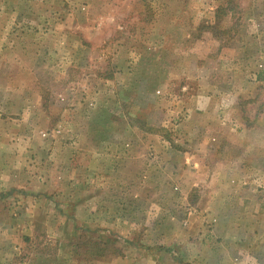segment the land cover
<instances>
[{
  "label": "rangeland",
  "instance_id": "obj_1",
  "mask_svg": "<svg viewBox=\"0 0 264 264\" xmlns=\"http://www.w3.org/2000/svg\"><path fill=\"white\" fill-rule=\"evenodd\" d=\"M227 2L0 0V264H264V0Z\"/></svg>",
  "mask_w": 264,
  "mask_h": 264
},
{
  "label": "crops",
  "instance_id": "obj_2",
  "mask_svg": "<svg viewBox=\"0 0 264 264\" xmlns=\"http://www.w3.org/2000/svg\"><path fill=\"white\" fill-rule=\"evenodd\" d=\"M218 210L219 209H211V212L207 211V213L209 215L217 216L218 215ZM221 210H225V209H221ZM218 246L219 245L213 243L210 246L211 248H209L207 251L209 253H211L212 255L217 254L218 252H220ZM122 258H126V257L125 256H120V257H103V256L95 257L94 258V264H120L121 262H123ZM148 261L150 262V261H152V259L146 260L145 262L147 263Z\"/></svg>",
  "mask_w": 264,
  "mask_h": 264
},
{
  "label": "trees",
  "instance_id": "obj_3",
  "mask_svg": "<svg viewBox=\"0 0 264 264\" xmlns=\"http://www.w3.org/2000/svg\"><path fill=\"white\" fill-rule=\"evenodd\" d=\"M230 3H231V0H228L227 5L229 6Z\"/></svg>",
  "mask_w": 264,
  "mask_h": 264
}]
</instances>
